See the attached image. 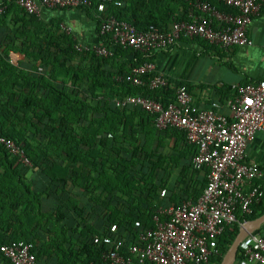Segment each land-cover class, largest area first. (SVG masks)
Wrapping results in <instances>:
<instances>
[{
  "label": "trees",
  "instance_id": "trees-1",
  "mask_svg": "<svg viewBox=\"0 0 264 264\" xmlns=\"http://www.w3.org/2000/svg\"><path fill=\"white\" fill-rule=\"evenodd\" d=\"M98 1L77 9L96 18L95 43L112 48L109 56L76 50L73 34L59 21L46 23L16 0H0V136L19 144L32 163L19 164L0 144V245L31 241L39 263L97 264L95 233L116 224L120 235L134 239L135 221L152 226L160 207L195 201L206 185V170L193 167L196 147L182 130L157 129L152 114L132 105L117 108L113 102L141 94L166 105L175 101L173 87L149 89L117 81L116 75L151 58L113 45L99 33L105 15L139 31L151 25L166 29L189 18L194 0H117L119 5L108 4L104 12L96 9ZM11 51L24 59L14 64ZM169 135L183 142L185 155L165 145ZM262 214L264 198L252 205L251 214L239 215L237 223L226 227L210 264H220L239 222ZM242 252L241 244L237 257Z\"/></svg>",
  "mask_w": 264,
  "mask_h": 264
},
{
  "label": "built area",
  "instance_id": "built-area-1",
  "mask_svg": "<svg viewBox=\"0 0 264 264\" xmlns=\"http://www.w3.org/2000/svg\"><path fill=\"white\" fill-rule=\"evenodd\" d=\"M229 10H220L211 0H194L189 18L173 21L166 29L149 26L139 31L125 20L105 15L99 21V33L109 36L113 45L145 54L173 46L181 38H200L229 50L251 45L247 33L253 16L259 13L264 0H216ZM28 14L40 16L43 8L91 7L92 0H16ZM117 0H99L96 9L104 12ZM1 11V7H0ZM67 33L71 29L61 25ZM78 51H93L109 56L112 48L103 43L75 44ZM40 70V68H39ZM136 86L156 89L168 80L155 72L152 61H145L129 72L115 76ZM232 97L226 101L228 114L217 101L198 106L187 87H174L175 101L164 105L151 97L133 94L115 98L114 105L140 107L154 116L157 129L174 127L185 133L186 141L196 147L193 167L206 170V185L197 200H182L178 205L160 207L152 216V226L143 228L134 222V239H126L112 224L93 235L100 247L97 264H210L218 254L217 239L239 215L252 213V205L264 198V179L260 166L248 163L246 148L257 131L264 130V76L255 81L230 86ZM0 144L23 166L32 163L24 149L14 140L0 136ZM165 190L160 194L164 195ZM243 222H239V226ZM244 264H264V236L249 234L241 243ZM34 244L15 240L0 245V253L10 264H40L33 252Z\"/></svg>",
  "mask_w": 264,
  "mask_h": 264
},
{
  "label": "crops",
  "instance_id": "crops-1",
  "mask_svg": "<svg viewBox=\"0 0 264 264\" xmlns=\"http://www.w3.org/2000/svg\"><path fill=\"white\" fill-rule=\"evenodd\" d=\"M39 17L46 23L59 21L60 26L70 28L76 43L90 44L98 40L96 18L82 10L43 8ZM247 30L253 42L251 45L223 50L200 38L190 37L181 38L167 49L150 52L149 56L155 65V72L168 80V86L174 89L183 84L198 106L217 101L221 104V111L228 114L225 104L232 97L230 86L255 82L264 76V6L253 16ZM9 56L14 64L24 59L19 52L11 51ZM170 136L164 138L165 145L173 148L175 154L185 155L187 151L183 142ZM245 160L258 164L264 179V130L257 131L248 143ZM262 225L258 233L264 236ZM0 264L10 262L0 255ZM234 264L244 263L241 257H236Z\"/></svg>",
  "mask_w": 264,
  "mask_h": 264
},
{
  "label": "water",
  "instance_id": "water-1",
  "mask_svg": "<svg viewBox=\"0 0 264 264\" xmlns=\"http://www.w3.org/2000/svg\"><path fill=\"white\" fill-rule=\"evenodd\" d=\"M263 223H264V214H262L261 216L255 219L247 220L244 223H242V225L239 226L238 233L236 234L231 246L224 255L220 264H234L237 257L238 248L241 245V243L245 240V238L249 234L258 230Z\"/></svg>",
  "mask_w": 264,
  "mask_h": 264
}]
</instances>
